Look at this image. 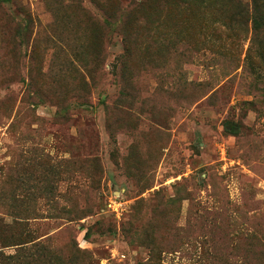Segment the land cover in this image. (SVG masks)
<instances>
[{
    "label": "rangeland",
    "instance_id": "1",
    "mask_svg": "<svg viewBox=\"0 0 264 264\" xmlns=\"http://www.w3.org/2000/svg\"><path fill=\"white\" fill-rule=\"evenodd\" d=\"M252 6L0 0V264H264Z\"/></svg>",
    "mask_w": 264,
    "mask_h": 264
},
{
    "label": "trees",
    "instance_id": "2",
    "mask_svg": "<svg viewBox=\"0 0 264 264\" xmlns=\"http://www.w3.org/2000/svg\"><path fill=\"white\" fill-rule=\"evenodd\" d=\"M187 3L189 0H182ZM252 15H251V27L253 32L252 45H257L260 39H264V5L260 0H252ZM244 8V7H243ZM242 8V9H243Z\"/></svg>",
    "mask_w": 264,
    "mask_h": 264
},
{
    "label": "built area",
    "instance_id": "3",
    "mask_svg": "<svg viewBox=\"0 0 264 264\" xmlns=\"http://www.w3.org/2000/svg\"><path fill=\"white\" fill-rule=\"evenodd\" d=\"M124 202L119 200L117 197H110L107 200V207L108 209L115 214L117 218H120L123 212Z\"/></svg>",
    "mask_w": 264,
    "mask_h": 264
}]
</instances>
